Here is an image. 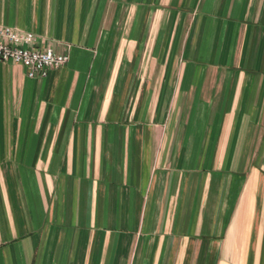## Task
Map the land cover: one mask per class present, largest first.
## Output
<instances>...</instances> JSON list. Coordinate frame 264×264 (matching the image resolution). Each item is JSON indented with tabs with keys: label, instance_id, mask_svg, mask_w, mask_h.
<instances>
[{
	"label": "crops",
	"instance_id": "obj_1",
	"mask_svg": "<svg viewBox=\"0 0 264 264\" xmlns=\"http://www.w3.org/2000/svg\"><path fill=\"white\" fill-rule=\"evenodd\" d=\"M0 26L69 56L0 61V264H264V0H0Z\"/></svg>",
	"mask_w": 264,
	"mask_h": 264
},
{
	"label": "built area",
	"instance_id": "obj_2",
	"mask_svg": "<svg viewBox=\"0 0 264 264\" xmlns=\"http://www.w3.org/2000/svg\"><path fill=\"white\" fill-rule=\"evenodd\" d=\"M33 42L34 35L31 33H19L15 29L0 26V61L22 65L30 79L46 78L52 70L69 61L68 55L31 47Z\"/></svg>",
	"mask_w": 264,
	"mask_h": 264
}]
</instances>
